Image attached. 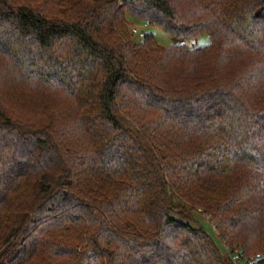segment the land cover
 Segmentation results:
<instances>
[{"label": "trees", "instance_id": "16d2710c", "mask_svg": "<svg viewBox=\"0 0 264 264\" xmlns=\"http://www.w3.org/2000/svg\"><path fill=\"white\" fill-rule=\"evenodd\" d=\"M222 245L264 254V0H0V264Z\"/></svg>", "mask_w": 264, "mask_h": 264}, {"label": "rangeland", "instance_id": "374dc122", "mask_svg": "<svg viewBox=\"0 0 264 264\" xmlns=\"http://www.w3.org/2000/svg\"><path fill=\"white\" fill-rule=\"evenodd\" d=\"M139 33L143 34H151L155 40V42L162 47H170L172 45H184L186 48L191 49V48H198L205 46L209 43V36L207 34L201 35L195 39H189V40H183V39H174L170 36H168L166 33L163 31L156 29V28H150L147 26L143 25H135ZM131 28H134L132 26ZM130 28V31H131ZM133 42H140V39L136 36L133 35ZM185 210V209H184ZM193 215H191V219L189 217H183L179 214H171V217L181 220L182 222H189L192 226H210L207 218L200 217L199 214H197L195 211L192 212ZM191 221V222H190Z\"/></svg>", "mask_w": 264, "mask_h": 264}, {"label": "built area", "instance_id": "2783aa9c", "mask_svg": "<svg viewBox=\"0 0 264 264\" xmlns=\"http://www.w3.org/2000/svg\"><path fill=\"white\" fill-rule=\"evenodd\" d=\"M131 33L136 35L140 40L143 39V33H139L136 27L131 28ZM222 248L229 264H260L264 260V254L247 257L239 250L229 251L224 245H222Z\"/></svg>", "mask_w": 264, "mask_h": 264}]
</instances>
